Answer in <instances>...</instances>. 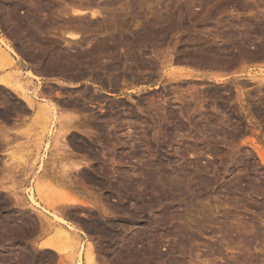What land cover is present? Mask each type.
<instances>
[{
  "label": "rangeland",
  "instance_id": "374dc122",
  "mask_svg": "<svg viewBox=\"0 0 264 264\" xmlns=\"http://www.w3.org/2000/svg\"><path fill=\"white\" fill-rule=\"evenodd\" d=\"M34 1L35 7H39L36 9L30 6V4L24 5L23 8L18 10V14L21 15L18 16L16 14L18 18L13 21L15 25L12 21L0 16V22L3 25V29H5L3 30L5 35L12 40L15 47L17 46L23 58L26 57L27 59L26 62L22 59L26 65L22 69L24 70L23 73H27L25 70L27 71L28 68L37 74L40 73L42 77L41 86L43 85L45 90L52 93V98L47 97L54 99V101L67 100L66 98L76 99L77 96V99L82 100L84 103L85 100L81 96L92 97L90 101H85L87 102L86 104H89H84L85 108L78 105V111L70 110L75 115L77 114L76 116L80 119L78 120L76 118L75 124L80 125L81 129L95 130V126L91 122L103 121L109 116L110 112L108 111L114 107L113 111L120 112V118L117 121L118 123H116V127H112L110 132L113 134L118 132V134L121 136L123 134L124 136L121 137V140L119 139L120 141L115 138V142H113L114 137H111L113 139L111 141L109 136V139H104L103 142L101 137L100 139L99 137L94 138L95 140L91 138L93 141H90L86 138L88 137L87 134L82 133L83 131H79L78 129L74 130V135L80 137L81 140H87L88 144L91 142L89 144V151L87 150L88 153L86 150H83V153L88 156L86 158L87 163L85 162L84 164L86 165H84L83 161L85 158L83 157L82 150L75 149L76 147L72 145L71 135L67 136V139L72 147L66 148L67 150H63V147H60V149V144L58 148L54 145L52 132L47 137L41 138V141L36 142L35 136L42 129V125H39L37 121L36 114L34 112L32 113V110H29V113H22V110L18 109L17 106L19 107L25 101L22 102L23 99L18 97L17 94L5 86L0 85V131L5 128L3 132L9 140H7L8 142L6 140L3 142L0 132V220L4 219V216L7 214H13V217L18 216L19 219L25 222H28L32 217L36 218L38 216L36 214L37 212L34 213L33 209L29 207V204L26 203L28 187L32 179L31 164L29 165V160L26 155L35 148L34 146L36 144L40 143L41 150L47 153L46 169L49 173L63 171L61 170L63 168H61L60 163L67 170L71 168L68 165H73L72 162H81L82 164L78 169L74 167V169L72 168L73 170H69V174H73L75 180L72 175L70 177L71 182L70 180H65V178L63 181L61 180L62 182L67 181V185L63 186L60 181L54 184L49 177L43 178V181L41 180L43 185L40 187L44 196H42L41 200L42 205L45 204L44 206L47 205V208L54 209L59 207L60 204L62 205V202L66 200L79 197L76 199L78 202L73 205L74 208L70 205V209H68L69 207L64 209V215L66 217L68 216L67 211L68 214L74 212L76 216L71 220L81 225L82 222L84 223L93 215H99L101 217L104 214L101 213L100 215V209L98 211L97 206L93 208L94 203L98 206H110L112 203H116L118 199L124 201L126 209L133 210L130 211V214L121 213L124 215L125 220L127 219L128 221L127 226L130 227V229L127 227L128 230H132L137 226L142 235H151L149 238L139 239L138 243L140 245L137 243V248L139 247V250H143L148 248L149 244L156 242L153 244L155 245L153 254H147L148 257H152L153 255V258L155 257L154 259L157 261L150 258L147 264L148 262H150L149 264H264V1L137 0L139 2L137 4L136 0H121L122 2L114 0L113 4L112 0H93L100 2V6H104L103 3L106 4L110 1V7L105 11V17H99L97 19L91 18L90 11L85 14L87 20L74 15L76 22L78 19L84 20V23L87 22V28L85 27L86 24L84 26L85 28L83 26V28H80L70 25L69 21L72 22V18L74 17L70 14L69 19L68 13L70 12H68L69 9L64 3L69 4L74 0H69V2L68 0H42L41 3L37 0ZM83 1L87 2L88 0ZM27 2L29 3V1ZM77 3H79V0ZM124 3L127 8H124ZM63 4L64 6H62ZM139 4H142L141 7ZM87 6L91 7V5ZM57 7L60 8V11ZM120 7H123V9ZM64 9L65 12H68V15L64 13ZM20 10L26 13L22 16ZM32 10L36 14L41 10V12L39 11L41 14H39L42 17L39 14L35 16L36 14L32 13ZM36 10L38 11L36 12ZM112 15L114 21H109ZM77 17L78 19H76ZM19 18L21 19L20 22ZM22 18H24L23 20L25 22ZM35 18L36 21H34ZM62 18L65 20H62ZM81 20L79 21L82 22ZM171 20L173 23H171ZM124 21L128 24L126 25ZM39 27L40 29H38ZM64 27H67V30ZM15 30L19 36L15 35ZM63 31L65 33H68L67 31L79 32L80 35L82 34V40L76 39L75 41L74 39H70L67 36L68 34L65 35ZM145 31H148L149 34L146 32V35L144 33ZM105 33L108 36V33L115 35L118 43L111 44L106 49V56L103 58L104 62L108 59L110 60L112 57L118 58L119 56L121 58L117 60L119 62L123 60V63L120 62L121 64H126L127 68H133L132 73L130 75L128 74L129 76L127 77V75L124 76L122 74V68L125 65L121 66L122 68L117 72L120 74L117 76L120 78L118 80L119 83L117 82L119 85L115 86V90H112L114 87L111 89L108 83L102 85L99 80H93L95 79V71L99 68L94 63H91L93 66L90 64L88 66L89 68L85 65H77V67L73 65V67H68L66 70H63L64 72L60 69H51L48 71L43 69L41 71L39 67L43 65L42 61H39V59H30L28 54L20 50L21 48H18L20 47L19 42L23 41L29 42L30 45L33 44L34 46L32 45L31 47L33 49L36 47L35 50L37 51L38 47L41 49L46 45V47H43L44 52L48 50V54L55 51V53L58 52L61 55H65L77 50L85 51L86 49L97 46V44L99 45L101 39L105 38ZM226 33H229L230 38ZM34 35L38 38H34ZM19 37H22V40ZM99 37L102 38L100 39ZM98 40L100 41L99 43H97ZM34 43L37 44L35 45ZM77 43H79V46ZM130 43L134 44L130 45ZM135 44L137 46L141 44L143 48L138 46L135 49ZM113 45H116L114 49ZM132 47L139 51L137 50L135 52ZM213 50L218 52V54ZM108 51H111V54H108ZM118 51L123 52V55L127 51H130L142 62H146L149 58L146 64L155 59L154 62L157 65H149L148 67L145 65L142 68L135 67L132 64V59L128 55L122 57L121 53L117 54L119 53ZM113 52L116 53V56ZM137 52L140 55H137ZM210 52H215V54L212 53L214 56H211L212 54ZM168 53L172 54L174 59L179 57L178 59H182L183 61L181 63L175 61L170 62L165 68H162L161 60L158 56L164 58V55ZM204 57H208L209 59H205ZM112 59L111 61L108 60V63H112L113 60L115 61V59ZM186 75H193V77L191 76L189 78ZM216 75L223 76L221 82L215 81L213 77ZM56 78L65 79L66 81L71 80L74 82L73 86L75 87L66 86L67 84L61 86L60 84L54 83L58 81ZM99 85L112 90L115 94L110 96L104 94L101 92L102 89H100ZM57 92L62 94L61 97L57 96ZM97 101H101L104 104L105 111L100 110L101 104L96 103ZM59 106L63 107L62 105ZM16 108L17 110L14 111ZM134 114L138 116L140 114V117L137 118ZM17 116H20L18 118L19 120H16ZM125 117L127 118L124 119ZM136 119H138L137 122H135ZM77 120L82 123H77ZM130 121H133V124ZM129 125L134 127L132 129L130 128L132 131L129 129L130 134H128ZM121 127L122 129H120ZM15 131L19 135L18 138H15ZM96 135V133L92 134L93 137ZM98 140H101V142ZM47 143L51 144L48 150H46ZM133 147L138 148V151L134 150ZM67 162H70V164ZM100 164L101 166H98ZM99 167H105L106 175L100 169L99 171L96 170ZM113 167L119 172H113ZM82 168L85 171H98V175L106 179H103V182L109 179L112 181V179L117 178L119 173L122 176L123 172H125L124 175L129 174L128 176H131V178L135 177L146 181L145 172L154 169L153 171L155 173L158 172L156 174L162 176H157L156 181L160 179V182H162V179H165L166 175L169 174L171 176L168 175V180L171 179L173 182L180 183L181 187L180 190H176L178 194L176 193L173 196L174 199L171 198L164 202H158L152 211L150 207L147 208L146 205V207L140 205V211L135 210L136 212H134L133 208L136 206L135 200L131 197L127 198L124 194L122 197L116 190H111L106 182L104 185L101 182L98 184L96 181L94 183L87 179L83 180V176L79 172ZM68 183H71V185H68ZM157 186L159 185L157 184ZM15 188L24 200L20 198L19 201L17 200L18 198H15ZM144 193V199L148 201L151 193L148 190ZM83 202L85 205L82 204ZM157 213L165 215L164 222L156 220L151 224L152 226L144 228L145 219L147 217L154 218ZM105 217L107 218L105 214L102 215V218L105 219ZM129 222L134 224V226L132 225V227ZM92 231H90L92 236L88 237L97 249L107 243L106 236L99 237L97 236L99 235L97 232L94 231L95 233H92ZM27 233L17 236L5 234L0 236V254L5 253L9 256V261H7L8 263L5 262L6 264H16L22 260L23 256H20L23 254L21 251L22 246H26L28 249L32 247L31 242L35 241L37 233H30L28 235ZM34 236L35 238H33ZM42 239L43 237L39 238V240L36 239V243L33 246L35 247L34 250L36 249V252L33 253L38 258L40 264H66L68 260H62L63 257L60 258L52 249L50 251V249H42L40 247V243L38 244V242ZM103 251L100 252L101 256H98V262H101L100 264H103L104 259H107V264H133L131 261L126 260L125 257H122L123 260L125 259V261H121L122 263L115 262L113 259H110L111 255L108 253L109 251ZM101 257H103V260ZM59 260L66 263L59 262ZM1 262L0 264H4V262Z\"/></svg>",
  "mask_w": 264,
  "mask_h": 264
},
{
  "label": "bare ground",
  "instance_id": "6f19581e",
  "mask_svg": "<svg viewBox=\"0 0 264 264\" xmlns=\"http://www.w3.org/2000/svg\"><path fill=\"white\" fill-rule=\"evenodd\" d=\"M29 1V3L27 2ZM39 3H41L42 0H37ZM36 1V2H37ZM47 1V0H46ZM78 1V0H77ZM77 1H72L70 2L69 4L67 3H64L65 6H67V8L69 9H66L68 10V13L67 11L65 12V9L63 10L64 13H66V15H68V17L73 15H76L78 16L79 18L81 17L82 19L84 20H87L86 19V16L85 14L88 13V11H90L91 13V18H99V17H105V11H107V9L110 7L109 5V2L110 1H106L107 3H103V5L105 6H100V2H96V1H91V0H88L86 3L83 1V0H79V3H77ZM104 1V0H103ZM114 0H112L113 2ZM117 1V0H116ZM115 1V2H116ZM121 1V0H119ZM127 1V0H126ZM125 1V3L128 5V3ZM131 1V0H130ZM133 1V0H132ZM141 1V0H140ZM264 1V0H263ZM69 2V0H68ZM122 2V1H121ZM129 2V1H128ZM137 2V0H136ZM135 2V3H136ZM144 2V1H143ZM142 2V3H143ZM124 3V5H125ZM134 3V2H133ZM139 2H137L138 4ZM149 3V2H148ZM32 6V7H35V1L34 0H0V16L3 17V18H7V20H10L12 21V23L14 24V19L18 18L16 17V14L18 16H20L21 14H18L19 13V9L20 8H23L24 5H29ZM46 4V3H44ZM49 4V3H48ZM51 4V3H50ZM54 4V3H53ZM64 4L62 6H64ZM114 4V2H113ZM120 4V3H119ZM131 4V2H130ZM129 4V5H130ZM147 4V3H146ZM155 4V3H154ZM263 4V3H262ZM39 5V4H38ZM60 5V4H59ZM58 5V6H59ZM87 5H91L90 6H87ZM95 5V6H94ZM112 5V3H111ZM140 5V4H139ZM142 5V4H141ZM140 5V7H141ZM41 6V5H40ZM61 6V5H60ZM114 6V5H113ZM120 6V5H119ZM122 6H123V3H122ZM152 6V5H151ZM39 7V6H38ZM37 7V8H38ZM47 7V6H45ZM126 7V5L124 6V8ZM129 7V6H128ZM150 7V6H149ZM36 8V7H35ZM36 8V9H37ZM43 8V7H42ZM56 8V7H55ZM58 8V7H57ZM66 8V7H64ZM123 9V7H120ZM127 8V7H126ZM34 9V8H33ZM45 9V8H44ZM60 8H58L59 10ZM106 9V10H104ZM111 9V8H110ZM30 10V8H29ZM35 10V9H34ZM47 10V9H45ZM126 10V9H125ZM137 10V9H136ZM38 10H36L37 12ZM41 12V10H39ZM38 11V14L40 13ZM60 11V10H59ZM58 11V12H59ZM111 11V10H110ZM127 11V10H126ZM133 11V10H132ZM139 11V10H138ZM32 13H35L33 12V10L31 11ZM44 12V11H42ZM46 12V11H45ZM62 12V11H61ZM121 12V11H120ZM20 13H22V16L24 13H26L25 11H21L20 10ZM68 13V14H67ZM126 13V12H125ZM36 14V13H35ZM38 14H36L35 16H38ZM41 14V13H40ZM39 14V16H40ZM34 15V14H33ZM43 15V14H42ZM45 15V14H44ZM47 15V14H46ZM81 15V16H80ZM123 15V14H122ZM133 15V14H132ZM134 15H138V14H134ZM160 15V14H158ZM62 16V15H61ZM88 16V15H87ZM42 17V16H40ZM38 17V18H40ZM78 17L76 19H78ZM85 17V18H84ZM113 15L111 16V20L109 21H112L113 20ZM122 17V16H121ZM129 17V16H128ZM127 17V18H128ZM161 17V16H160ZM21 18V17H20ZM19 18V22L21 21V19ZM48 18V17H47ZM59 18V17H58ZM72 18V17H71ZM90 18V20H91ZM24 18H22L23 20ZM41 19V18H40ZM38 19V20H40ZM45 19V18H44ZM43 19V20H44ZM64 18H62L63 20ZM67 19V18H66ZM70 19V17H69ZM73 19V20H72ZM72 22H70V25L71 26H74V27H80V28H83L85 26V24L87 22L84 23V20L82 21L81 19H78L81 20L82 22H76L74 18H72ZM89 19V18H88ZM162 19V17H161ZM65 20V19H64ZM89 20V21H90ZM125 20V19H124ZM131 20V19H130ZM129 20V21H130ZM134 20V19H133ZM132 20V21H133ZM138 20V19H137ZM142 20V19H141ZM160 20V19H159ZM262 20V19H261ZM17 21V20H16ZM24 21V20H23ZM22 21V22H23ZM31 21V20H30ZM36 21V18L35 20ZM41 21V20H40ZM88 21V22H89ZM106 21V20H105ZM104 21V22H105ZM114 21V20H113ZM25 22V21H24ZM23 22V23H24ZM39 22V21H38ZM37 22V23H38ZM43 22V21H42ZM48 22V20H47ZM66 22V21H64ZM103 22V21H102ZM127 22V21H126ZM131 22V21H130ZM135 22V21H134ZM30 23V22H29ZM40 23V22H39ZM38 23V24H39ZM49 23V22H48ZM90 23V22H89ZM107 23V21H106ZM123 23V22H122ZM125 23V21H124ZM171 23L172 20H171ZM175 23V22H174ZM32 24V23H31ZM45 24V23H44ZM66 24V23H65ZM69 25V23H67ZM104 24V23H103ZM110 24V23H109ZM112 24V23H111ZM126 24V23H125ZM128 24V23H127ZM126 24V25H127ZM138 24V23H137ZM141 24V23H140ZM144 24V23H143ZM156 24V23H154ZM169 24V23H168ZM15 25V24H14ZM63 25V24H62ZM67 25V26H68ZM91 25V24H90ZM105 25V24H104ZM121 25V24H120ZM119 25V26H120ZM131 25V24H130ZM134 25V23H133ZM139 25V24H138ZM170 25V24H169ZM186 25V24H185ZM3 25H1V22H0V85L1 86H5L6 88H8L9 90H11L12 92H14L15 94L18 95V97L22 98L24 102L23 104L19 105V107L17 106L18 109L22 110V113H26L28 112L29 110L33 113L36 114L37 118H38V122H39V125L41 124V131L38 132V134L35 136V140L36 142H39L41 141V138H44V137H47L48 134H50V132H52L53 134V140H54V145L58 148L59 144L61 146L60 147H63L65 150L66 148H71L72 146H70L71 144L68 142V139H67V136H70L71 135V138H72V141H73V146L76 147L75 149H78V150H82V153H83V150H87L89 149V144L91 143H87V140H84L83 139L81 140L80 137L74 135L73 131L74 130H81L83 131L82 133H85L87 134L88 137H86L88 140L90 141H93L94 138H98L100 139V137L103 139L102 142L105 140H107L108 136L110 137H114V141L115 142V138L116 140H121V137L124 136L122 134V136L120 134L117 133H111L110 130L112 127H116V123H118V119L120 118V112H116L113 111L114 110V107H112V109H108L110 111V114L107 118H105L102 122L98 121V122H91L94 126H95V130H87V129H81L80 125H76L75 122H76V118L78 119V117L75 115V113H72L73 110H77L79 109L78 107L80 106H83L84 107V104H86L87 102L85 101H90V99L92 97H88V96H81L84 101V103L82 102V100L80 101V99L78 100L77 96H76V99H68L66 98L67 100H62V101H54V99H51L52 97V93L49 92L48 90H45V88H43V85L41 86V83H42V77H41V74H37L36 72H34L32 69L28 68V70L25 72L27 73H23L24 70H22L24 67H26L25 63L27 61L26 57L23 58V55L21 54V52L17 49V46L15 47V45H13V42L12 40L7 36L5 35L4 31L5 29H3L2 27ZM83 26V27H82ZM95 26V25H94ZM93 26V28H94ZM112 27V25H110ZM115 26V25H114ZM118 26V25H117ZM143 26V25H142ZM8 27V26H7ZM16 27V26H15ZM41 27V26H40ZM40 27L38 29H40ZM70 27V26H69ZM87 28V24L85 26ZM84 27V28H85ZM90 28H92L91 26H89ZM97 27V26H96ZM105 27V26H104ZM110 27V28H111ZM122 27V26H121ZM136 27V26H135ZM153 27V25H152ZM172 27V26H171ZM170 27V28H171ZM49 28V27H48ZM63 28V27H62ZM66 28L67 30V27H64ZM79 28V30H81ZM109 28V27H108ZM107 28V29H108ZM133 28V27H132ZM144 28V27H143ZM226 28V27H225ZM9 29V28H8ZM21 29V28H20ZM43 29V28H42ZM61 29V28H60ZM71 29V28H70ZM73 29V28H72ZM77 29V28H75ZM158 29V28H157ZM231 29V28H230ZM19 30V29H18ZM65 30V29H64ZM65 30V31H66ZM128 30V29H127ZM139 30V29H138ZM138 30H135V31H138ZM148 30H153V29H148ZM22 31V30H21ZM29 31V30H28ZM45 31V30H44ZM71 31V30H70ZM78 31V29H77ZM96 31H98L96 29ZM108 31V30H106ZM111 31V30H110ZM121 31V30H120ZM133 31V30H131ZM156 31V30H154ZM232 31V30H231ZM19 32V31H18ZM43 32V31H41ZM64 32V31H63ZM68 33H65L68 34L67 36L70 37V39H74L76 41V39H81L82 38V34L80 35V33H74V32H69L67 31ZM81 32V31H80ZM83 32H85L83 30ZM87 32V31H86ZM95 32V31H94ZM123 32V31H122ZM128 32V31H127ZM130 32V31H129ZM148 31H145L144 33L147 35ZM151 32V31H150ZM164 32V31H162ZM15 35L16 36H19L17 35V31L15 30ZM45 33V32H44ZM121 33V32H120ZM133 33V32H132ZM154 33V32H152ZM222 33V32H220ZM106 34V33H105ZM109 36L106 34L104 37V39H101L102 37H99L101 39V43H99L100 41L98 40L97 43H99V45L97 44V46H94L92 48H89V49H86L85 47V51L82 50V49H79V50H82V51H74V52H69L65 55H61V53H58L55 51H53L52 53H47V51H43V47H46L43 46L41 49H39L40 47H38V51L35 50L36 47H34V49L31 47L32 45L29 44V42H19L20 44V47H18L20 50L24 51L26 54L29 55L30 59H39V61L41 60L43 65H40L39 68H41L40 70L42 71L43 69L48 71V70H51V69H60V70H66L68 67H73V65H85V66H90V64L94 63L95 66L97 65L99 68L95 71V75H94V78L93 79L94 81L97 79L101 82L102 85H105V83L109 84V86H111V89L112 90H115V86L119 85L118 83V80L120 78H118L117 76L120 75L118 74L117 72L120 70V68H122L121 66L125 65L123 68H122V74L124 76L127 75V77L130 75V73H132V67L130 68H127L126 67V64H121L119 60H117L119 58H113L115 59V61L110 58L109 61H111V59L113 60L112 63H108L109 61L106 60V62H104L103 58L106 56V49L109 48V45L111 44H114V43H118V40L116 41V37L115 35H113L112 33H108ZM115 34V33H114ZM122 34H125V33H122ZM138 34H141V33H138ZM137 34V35H138ZM149 34V33H148ZM217 34V33H216ZM227 34V33H226ZM14 35V34H13ZM80 35V36H79ZM130 35V34H129ZM151 35V33H150ZM157 35V34H156ZM155 35V36H156ZM215 35V34H214ZM218 35V34H217ZM229 36V33L227 34ZM239 35V34H238ZM237 35V36H238ZM35 36V35H34ZM66 36V37H67ZM85 36V35H83ZM134 36V35H133ZM132 36V37H133ZM141 36V35H140ZM159 36V34H158ZM221 36H224V35H221ZM86 37V36H85ZM97 37V36H96ZM138 38H141L139 36H137ZM153 37V36H152ZM216 37V35H215ZM214 37V38H215ZM220 37V36H219ZM239 37V36H238ZM21 38L22 40V37H19ZM24 38V37H23ZM34 38H38V37H34ZM54 38V37H53ZM52 38V39H53ZM125 38V37H124ZM127 38V37H126ZM147 38V37H146ZM217 38V37H216ZM230 38V36H229ZM129 39V38H128ZM132 39V38H131ZM226 39V38H225ZM228 39V37H227ZM226 39V40H227ZM26 40V39H25ZM36 40V39H35ZM61 40V39H60ZM65 40V39H64ZM82 40V39H81ZM80 40V42H82ZM97 40V39H96ZM103 40V41H102ZM110 40V42H109ZM112 40V41H111ZM127 40V39H126ZM141 40V39H140ZM148 40V39H147ZM214 40V39H213ZM216 40V39H215ZM223 40V39H222ZM225 40V41H226ZM238 40V39H237ZM27 41V40H26ZM37 41V40H36ZM39 41V40H38ZM49 41V40H48ZM53 41V40H52ZM133 41V40H132ZM139 41V40H137ZM143 41V40H141ZM224 41V42H225ZM32 42V41H31ZM34 42V41H33ZM55 42V41H54ZM59 42V41H58ZM62 42V41H61ZM127 42V41H126ZM140 42V41H139ZM181 42V41H180ZM245 42V41H244ZM251 42V41H250ZM28 43V44H27ZM68 43V42H67ZM69 43H70V40H69ZM68 43V44H69ZM84 43V42H83ZM120 43V42H119ZM135 43V42H134ZM133 43V44H134ZM141 43V42H140ZM209 43V42H208ZM211 43V42H210ZM213 43V42H212ZM18 44V45H19ZM35 44V43H34ZM37 44V43H36ZM35 44V45H36ZM76 44V42H75ZM79 43H77L78 45ZM132 43H130V45H133ZM139 44V43H137ZM30 45V46H29ZM48 45V44H47ZM82 45V44H81ZM205 45H208V44H205ZM214 45V44H213ZM34 46V45H33ZM49 46V45H48ZM69 46V45H68ZM79 46V45H78ZM85 46V45H84ZM114 46L116 45H113V49H114ZM136 46L135 49L138 47V46H141L140 45H134ZM133 46V47H134ZM212 46V45H211ZM224 46V45H223ZM264 46V45H263ZM31 47V48H30ZM75 47V46H74ZM111 47V46H110ZM127 47V46H126ZM130 47V46H129ZM132 47V48H133ZM142 47V46H141ZM233 47V46H231ZM245 47V46H244ZM248 47V46H247ZM67 48V47H66ZM64 48V49H66ZM80 48V47H79ZM128 48V47H127ZM143 48V47H142ZM212 48V47H211ZM222 48V47H221ZM47 49V48H46ZM44 49V50H46ZM61 49V48H60ZM78 49V48H77ZM112 49V47H111ZM134 49V48H133ZM133 49H131L133 51ZM134 51L136 52L137 50ZM201 49V48H200ZM215 49V48H214ZM57 50V49H56ZM142 50V49H141ZM140 50V51H141ZM209 50V48H208ZM207 50V52H208ZM217 50V49H216ZM112 51V50H111ZM111 51H108V54H111ZM124 51V50H123ZM133 51V53H135ZM139 51V50H138ZM201 51V50H200ZM199 51V52H200ZM215 51V50H213ZM251 51V50H250ZM60 52V51H59ZM114 52H117V51H114ZM113 54L115 55L116 53ZM119 52V51H118ZM192 52V51H191ZM198 52V51H197ZM205 52V51H204ZM206 52V53H207ZM216 52V51H215ZM215 52H210L211 54H215ZM223 52V51H221ZM121 52L117 53V54H120ZM123 53V52H122ZM121 53L122 57H124L125 55H128L130 59H132L133 61V65L135 67L138 66V68H142L143 66L145 67V65L148 67L149 65L151 66H155V64L157 65L156 62L151 61V62H148L146 64L147 61H149V58L146 62H142L141 60H139V58L135 55V54H132V52L130 51H127L124 55ZM177 53V52H176ZM201 53V52H200ZM218 54V52H216ZM137 55L139 54V52L136 53ZM203 54V53H202ZM208 54V53H207ZM211 55V56H214V55ZM248 54V53H247ZM246 54V55H247ZM120 55V56H121ZM140 55V54H139ZM156 55V54H155ZM25 56V55H24ZM108 56V55H107ZM116 56V55H115ZM145 56V55H144ZM158 56V55H157ZM193 56V55H192ZM27 57V58H29ZM127 57V56H126ZM142 57V56H141ZM151 57V56H150ZM177 57V56H176ZM209 57V56H208ZM207 57V58H208ZM246 57V56H245ZM121 58V57H120ZM119 58V59H120ZM158 58L161 60V67L162 68H165L167 66L168 63H172V62H180L183 61L182 59H174L173 58V55L172 54H166L164 55V58L161 57V56H158ZM182 58V57H181ZM203 58V57H202ZM205 58V57H204ZM205 58V59H207ZM210 58V57H209ZM208 58V59H209ZM223 58V57H222ZM24 62H23V60ZM26 59V60H25ZM29 59V60H30ZM143 59V58H142ZM186 60V59H185ZM204 60V59H203ZM211 60V58H210ZM245 60V59H243ZM144 61V60H143ZM205 61V60H204ZM208 61V60H207ZM128 62V61H127ZM123 63V62H122ZM193 63V62H192ZM199 63V62H197ZM208 63V62H206ZM91 64V65H92ZM129 64V63H127ZM196 64V63H195ZM202 64V63H201ZM197 65V64H196ZM199 65V64H198ZM206 65V64H205ZM78 66V67H79ZM93 66V65H92ZM128 66V65H127ZM131 66V64H130ZM213 66V65H211ZM158 67V66H157ZM201 67V66H200ZM89 68V67H88ZM154 68V67H153ZM152 68V69H153ZM73 69V68H72ZM175 69V68H174ZM53 70V71H54ZM213 70V69H212ZM64 72V71H63ZM81 73V72H80ZM166 73V72H165ZM82 74V73H81ZM102 74H105V75H102ZM129 74V75H128ZM134 74V72H133ZM193 77V75H186V77ZM228 77V75H227ZM226 77V78H227ZM118 78V79H117ZM125 78V77H124ZM180 78V77H179ZM210 78V77H209ZM215 79L216 82H221L222 79H223V76L222 75H216L213 77ZM57 79V78H56ZM127 79V78H126ZM58 81L57 82H54V83H57V84H60L61 86L62 85H65L67 84L66 86H70V87H75L73 86L74 85V82H72L71 80H63V79H57ZM125 80V79H124ZM128 80V79H127ZM126 80V81H127ZM66 81V82H65ZM86 81V80H85ZM89 83H91L89 80H88ZM97 82V81H96ZM118 82V83H117ZM33 83V84H31ZM126 83V82H125ZM100 86V85H99ZM108 88V87H107ZM100 89H102L101 92H103L104 94L106 95H114L115 93L110 90V89H106L105 87H101L100 86ZM55 90V89H54ZM7 91V90H5ZM60 92V91H59ZM57 92V96L61 97V93ZM85 94V93H84ZM14 95V94H13ZM47 96L51 97V98H48ZM73 96V95H72ZM94 96V95H93ZM75 97V95H74ZM96 97V96H95ZM179 97V96H178ZM7 99V97H5ZM89 99V100H88ZM180 99V98H179ZM93 100V99H92ZM182 100V99H181ZM19 102V101H18ZM101 102V101H100ZM99 101H97L96 103L98 104H101V108L100 110L101 111H105L104 110V104H102V102L100 103ZM123 102V101H122ZM125 102V101H124ZM21 103V102H20ZM92 103V102H91ZM95 103V102H94ZM117 104V103H116ZM15 105V104H14ZM13 105V106H14ZM59 105H62L63 107L59 106ZM79 105V106H78ZM86 105H89V104H86ZM96 105V104H95ZM95 105H92L93 107H96ZM119 106V105H118ZM89 108V106H87ZM121 107V106H120ZM14 109L15 110H17ZM85 108V107H84ZM8 110V109H7ZM72 110V111H70ZM121 110V109H120ZM185 110V109H184ZM78 111V110H77ZM83 111V109H82ZM132 112V111H131ZM8 113V112H7ZM29 113V112H28ZM115 113V114H114ZM127 113V112H126ZM18 114V113H17ZM124 114V113H123ZM19 115V114H18ZM86 115V114H85ZM135 115V114H134ZM12 116V114H11ZM104 116V115H103ZM123 116V115H122ZM129 116V115H128ZM137 116V118L140 117V114L139 116L138 115H135V117ZM20 117V116H19ZM17 116L16 120L19 118ZM134 117V116H133ZM132 117V118H133ZM15 118V117H14ZM82 118V117H81ZM127 117H125L124 119H126ZM97 119V118H96ZM122 119V118H121ZM120 119V120H121ZM123 119V120H124ZM19 120V119H18ZM80 120V119H78ZM77 120V121H78ZM138 119H136L135 122H137ZM82 121V119H81ZM85 121V120H84ZM122 121V120H121ZM126 121H129V120H126ZM134 121V120H133ZM132 121V122H133ZM18 122V121H17ZM125 122V121H124ZM130 121V123H132ZM139 122V121H138ZM16 123V122H15ZM21 123V122H20ZM31 123V122H30ZM29 123V124H30ZM77 123H80V121H78ZM82 123V122H81ZM80 123V124H81ZM90 123V124H91ZM122 123V122H121ZM140 123V122H139ZM18 124V123H17ZM32 124V123H31ZM88 124V123H87ZM120 124V123H119ZM133 124V123H132ZM136 124V123H134ZM142 124V123H140ZM15 125V124H14ZM83 125V124H82ZM92 126V125H91ZM125 126V124H124ZM129 125L128 126V132H129V129L131 128H134L133 126ZM30 127V126H28ZM87 127V126H86ZM141 127V126H140ZM118 128V127H117ZM5 128H3L4 130ZM33 129V128H32ZM114 129V128H113ZM122 129V127L120 128ZM130 129V130H131ZM0 131L1 132V137H2V140L3 142H5V140L7 141L8 139L5 137L7 135L4 134V132ZM134 130V129H133ZM17 131V130H16ZM16 131H15V134H16ZM132 131V130H131ZM145 131V130H143ZM76 132V131H75ZM126 132V131H125ZM7 133V132H6ZM73 133V134H72ZM77 133V132H76ZM93 133H96L97 135L95 137L92 136ZM121 133H124V132H121ZM143 133V132H142ZM130 134V132L128 133ZM18 133L15 135V138H18ZM21 136V135H20ZM38 136V138H37ZM52 136V135H51ZM40 138V139H39ZM93 138V139H91ZM109 139V138H108ZM1 140V139H0ZM33 139V141H35ZM38 140V141H37ZM95 140V139H94ZM113 139H111L112 141ZM119 140V141H120ZM9 141V140H8ZM7 141V142H8ZM101 142V140H98ZM97 141V142H98ZM126 141V140H125ZM124 141V142H125ZM106 143V142H105ZM8 144V143H7ZM117 144V143H116ZM123 144V143H122ZM128 144V143H126ZM119 145V144H118ZM124 145V144H123ZM67 146V147H66ZM114 146V144H113ZM117 146V145H116ZM2 147V145H1ZM4 147V146H3ZM35 148L34 149H30V153L27 154V158L29 160V165L31 164V167H30V170L31 171V181H30V186L28 187V194H27V201L26 203L29 204V207H31L35 212H37L36 214H38V218L36 217H32V218H28V222H25L24 220H21L17 217H13V214H7V215H3L5 218L0 220V236H2V234H5V235H19V234H24V233H27L30 234V233H37V237L35 238V236L33 238H35V241L34 242H31L32 243V247L35 245L36 243V239L39 240V238H42L43 239L38 242V244L40 243V247L43 249H50V251H55L59 256L60 258L63 257L62 260H66V262H63L62 260H59L62 261V263H70V264H100L98 262V256L100 257L101 254L100 252H102L103 250L105 251H109L108 253L111 255L110 256V259H113L115 262H120L122 263L121 261L123 260V258L125 257L126 260H129L131 261L133 264H147V261L151 258L152 260L155 258H153V255L152 257H148V254L147 253H152L154 252V248H155V244L156 242H153V244H149V247L146 248V249H143V250H139L137 248V243L139 242L138 240L139 239H145V238H149L150 236H147V235H142V233L139 231L138 227L136 226V228H133L132 230H128V228L130 229V227H128V221L127 219L125 220L124 218V215L121 214L122 212L123 213H127V214H130V210L129 208L126 209V206H125V203L124 201L122 200H116V203H112L110 206H105V205H100L98 206L96 203H94L93 205V208L94 207H98V211L100 209V215L101 213H104L107 218L105 217L102 218V214L101 217L98 215H93L91 217H89L88 220L85 221V219L87 218L85 217L84 219V223L82 222L81 225L79 224H76L75 221H72L71 219H73L74 216H76L74 214V212L69 213L68 214V211H67V215L69 216H65V208L69 207L70 205H74L78 202V200H76L77 198L79 197H74V199H70V200H66L64 202H62V205L60 204L59 207L57 208H54V209H49L47 208L46 206L42 205V196H43V191L41 189V185H43L41 183V180L43 181L45 177H49L52 182L55 184V182H58L60 181V183L64 186V185H67V181L70 180L71 182V178L73 176V179H74V175L73 174H69V170H73L74 167L75 169L78 167H81V162H72L73 165L69 166L68 167H71L69 170L67 169H64L65 166L62 167V164L60 163L61 165V172H48L47 169H46V151H42L41 148H40V143L36 144V146H34ZM51 147V144L50 143H47L46 145V150H48L49 148ZM92 147V146H91ZM90 147V148H91ZM107 147V146H106ZM112 147V146H111ZM93 148V147H92ZM107 148H110V147H107ZM134 148V147H133ZM61 149V148H60ZM96 149V147H95ZM138 149V148H137ZM136 148H134V150L138 151ZM27 150V149H26ZM67 150V149H66ZM92 150V149H91ZM15 151V150H14ZM17 151V150H16ZM89 151V150H88ZM97 151H98V148H97ZM95 150V152H97ZM108 151V150H106ZM110 151V150H109ZM22 152V151H20ZM85 152V151H84ZM93 152V151H92ZM94 152V153H95ZM99 152V151H98ZM103 152V151H102ZM17 153V152H16ZM28 153V152H27ZM88 153V152H87ZM91 153V152H90ZM61 154V153H60ZM114 154V153H113ZM24 155V154H23ZM93 155V154H92ZM95 156V154H94ZM108 156V155H107ZM116 156V155H115ZM121 156V154H120ZM23 157V156H22ZM50 157V156H49ZM83 158L84 161H83V164L86 162V158H88V156L86 154L83 153ZM104 157V156H103ZM112 157V156H111ZM24 158V157H23ZM101 158V157H100ZM117 158V157H116ZM21 159V158H20ZM58 159V157H57ZM96 159V158H95ZM122 159V158H120ZM105 160V158H104ZM50 161V160H49ZM119 161V160H118ZM17 162V161H16ZM120 162V161H119ZM14 163V162H13ZM50 163V162H49ZM64 163V161H63ZM70 164V162H67ZM87 163V162H86ZM89 163V162H88ZM163 163V162H162ZM99 164V163H98ZM17 165V164H15ZM67 165V164H66ZM86 165V164H84ZM98 166H101L98 165ZM104 166V164H103ZM83 167V166H82ZM67 168V167H66ZM73 168V169H72ZM105 167H99V169L101 171L105 173L106 170L104 169ZM81 169V168H80ZM121 169V168H120ZM119 169V170H120ZM109 170V168H108ZM113 172L115 173H118L117 172V169L115 167H113ZM122 170V169H121ZM120 170V171H121ZM126 170V169H124ZM154 169H150L148 170L146 173V181H142V179H138V178H131V176L129 177L128 175H124L125 172L122 173V176L120 175V173L117 175V178L114 180L112 179V181L108 180L109 183H107L108 181H105L106 184H108V186L110 187L111 190H116L117 192L120 193V195H122L123 197V194L124 196H126L127 198L128 197H131L133 200H135L136 202V206L133 208L134 209V212L136 211H140L141 209V206L140 205H146L147 208L150 207L151 211L153 210V208L156 206V204L159 202H164L168 199H174V195L178 192H176V190H180V183L178 182H173V180H168L169 179V176L171 175H166L165 179L163 178L162 179V182H160L161 180L158 179L159 181H156L157 179V176H159L158 172L155 173V171H153ZM156 170V169H155ZM20 171V170H19ZM98 171H85L82 170L79 171L82 176H83V180L84 179H87L88 181H96V183L99 184V182H101L102 184L105 185V182H103V179L106 180L105 178H103L102 176L98 175ZM123 171V170H122ZM128 171V170H126ZM103 172H101L103 174ZM109 172V171H108ZM163 172V171H162ZM127 173V172H126ZM164 173V172H163ZM17 174V173H16ZM27 174V173H26ZM109 174V173H108ZM137 174V173H136ZM141 174V173H140ZM178 174V173H177ZM180 174V173H179ZM72 175V176H71ZM106 175V174H105ZM164 175V174H162ZM14 176V175H13ZM161 176V175H160ZM168 176V177H167ZM176 176V174H175ZM114 177V176H113ZM143 177V176H141ZM162 177V176H161ZM65 178V180L67 179L66 182H62L63 179ZM160 178V177H159ZM167 178V179H166ZM173 178V177H171ZM186 178V177H185ZM48 179V178H47ZM49 179V181H51ZM62 180V181H61ZM75 180V179H74ZM176 180V179H175ZM46 181V180H45ZM48 181V180H47ZM156 182H160V183H156ZM60 183H58L60 185ZM73 183V182H72ZM77 183V182H76ZM95 183V182H94ZM57 184V183H56ZM71 185V183H68V185ZM74 184V183H73ZM83 184V182H82ZM157 184L159 186H157ZM184 184V183H183ZM103 185V186H104ZM161 185V186H160ZM61 186V185H60ZM73 187V186H72ZM16 189V188H15ZM57 190V189H56ZM65 190V189H64ZM89 190V189H88ZM148 190L150 193H151V197L149 198V200H145L144 199V192ZM63 191V189H62ZM182 191V190H181ZM64 192V191H63ZM180 192V191H179ZM13 193V192H12ZM14 196L17 200L20 201V198L21 200L23 199V197L20 196V194H18L17 192V189L15 190L14 192ZM72 193V192H71ZM183 193V192H182ZM37 194V195H36ZM180 194V193H179ZM150 195V194H149ZM18 196V197H16ZM20 196V197H19ZM101 196V195H100ZM104 196V195H103ZM44 197V196H43ZM121 197V198H122ZM176 197V196H175ZM106 198V197H105ZM40 199V201H39ZM116 199V198H115ZM176 199V198H175ZM178 199V197H177ZM24 200V199H23ZM84 200V199H83ZM102 200V199H101ZM126 200V199H124ZM44 201V199H43ZM82 201V200H81ZM80 201V202H81ZM90 201V200H89ZM96 201V199H95ZM98 201V200H97ZM132 201V200H131ZM85 202V200H84ZM82 203L85 205V203ZM105 202V201H104ZM90 203V202H88ZM106 203V202H105ZM111 203V202H110ZM80 204V203H79ZM78 204V205H79ZM80 204V205H82ZM25 205V204H24ZM83 205V206H84ZM88 205H91V204H88ZM92 206V205H91ZM143 206V207H144ZM145 206V207H146ZM84 207H87V206H84ZM128 207V206H127ZM51 208V207H50ZM53 208V207H52ZM72 208V207H71ZM74 208V206H73ZM35 209V210H34ZM70 209V207L68 208ZM96 209V208H95ZM67 210V209H66ZM80 210V209H79ZM136 210V211H135ZM147 210V209H146ZM145 210V211H146ZM71 211V210H70ZM73 211V210H72ZM94 211V210H93ZM133 211V210H132ZM142 211V210H141ZM155 211V210H154ZM76 212V211H75ZM98 213V214H99ZM153 213V212H152ZM84 214V213H83ZM90 214V213H89ZM95 214V213H94ZM97 214V213H96ZM138 214V213H137ZM154 214V213H153ZM173 214V213H172ZM171 214V215H172ZM175 214V213H174ZM19 215V214H18ZM21 215V214H20ZM31 216V215H30ZM80 216V215H79ZM90 216V215H89ZM132 216V215H131ZM139 216V215H137ZM164 217L165 215H163L162 213L160 214H156L154 216V218L152 217H147L145 219V227L144 228H149L150 226H152L151 224L154 223L156 220H160L162 222H164ZM3 218V217H2ZM166 218V217H165ZM1 219V218H0ZM36 219V220H35ZM37 219H38V222H37ZM21 220V221H20ZM81 221V220H80ZM83 221V220H82ZM21 222V223H20ZM23 222V223H22ZM131 224V222H129ZM158 223V222H156ZM167 223V222H166ZM134 226V224H131V226ZM130 226V225H129ZM132 226V227H133ZM155 226V225H154ZM158 226V225H157ZM128 227V228H127ZM92 231V233H95L97 232L99 235L97 236H106L107 238V243L103 244V246H101L100 248H96L95 247V244L89 239L88 236H92L90 233V231ZM95 231V232H94ZM156 231V230H155ZM169 231V230H168ZM96 233V234H97ZM147 233V231H146ZM153 233V232H151ZM95 234V235H96ZM25 235V234H24ZM34 235V234H33ZM154 235V234H153ZM4 236V235H3ZM13 236V237H14ZM47 236V237H46ZM46 237V238H44ZM15 238V237H14ZM92 238V237H91ZM154 238V237H153ZM100 239V238H99ZM103 239V238H102ZM153 241V240H152ZM151 241V242H152ZM28 242V241H27ZM143 242V241H142ZM150 242V243H151ZM139 244V243H138ZM3 245V244H2ZM29 245V243H28ZM140 245V244H139ZM158 245V244H157ZM22 246V245H21ZM30 246V245H29ZM30 246V247H31ZM39 246V245H38ZM100 246V245H99ZM29 247V248H30ZM30 248L28 249V247L26 246H22L21 247V251H22V255H20L22 257V260L17 262L18 264H40L38 258L36 257V255L33 253V252H36V249L34 250L35 247L33 248ZM98 247V246H97ZM157 247V246H156ZM40 248V249H41ZM52 249V250H51ZM157 250V249H156ZM103 251V252H104ZM149 251V252H148ZM8 253V252H7ZM157 253V252H156ZM155 253V254H156ZM12 254V253H11ZM15 254V253H14ZM20 254V253H19ZM56 254V255H57ZM8 254H0V262H4V264H6L5 262L9 261V256H7ZM158 255V254H156ZM18 256V255H17ZM150 256V255H149ZM163 256V255H162ZM48 257V256H47ZM53 257V256H52ZM56 257V256H55ZM123 257V258H122ZM157 257V256H156ZM65 258V259H64ZM102 260H103V257H101ZM105 258V257H104ZM128 258V259H127ZM158 258V257H157ZM19 259V258H18ZM45 259V258H44ZM12 260V259H11ZM41 260V259H40ZM107 260V259H106ZM105 259L103 260V264H107V261ZM155 260V259H154ZM112 261V260H111ZM125 261V259L123 260ZM128 261V262H129ZM150 261V260H149ZM157 261V260H155ZM1 262V263H2ZM114 262V263H115ZM8 263V262H7ZM16 263V264H17ZM46 263V262H45ZM48 263V262H47ZM52 263V262H51ZM150 262H148L149 264ZM169 263V262H168ZM3 264V263H2ZM14 264V263H12ZM112 264V263H111ZM124 264V263H123Z\"/></svg>",
  "mask_w": 264,
  "mask_h": 264
}]
</instances>
